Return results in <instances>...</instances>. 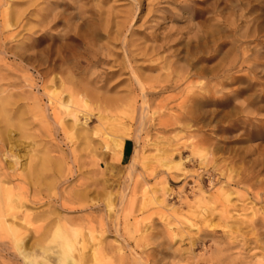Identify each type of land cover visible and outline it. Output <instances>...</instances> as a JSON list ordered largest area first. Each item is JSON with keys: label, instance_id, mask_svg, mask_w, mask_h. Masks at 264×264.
Listing matches in <instances>:
<instances>
[{"label": "rangeland", "instance_id": "374dc122", "mask_svg": "<svg viewBox=\"0 0 264 264\" xmlns=\"http://www.w3.org/2000/svg\"><path fill=\"white\" fill-rule=\"evenodd\" d=\"M0 166V264H264V0H0Z\"/></svg>", "mask_w": 264, "mask_h": 264}, {"label": "bare ground", "instance_id": "6f19581e", "mask_svg": "<svg viewBox=\"0 0 264 264\" xmlns=\"http://www.w3.org/2000/svg\"><path fill=\"white\" fill-rule=\"evenodd\" d=\"M80 96V95H79ZM81 98V96H80ZM70 100V99H68ZM3 102V101H2ZM61 102V101H60ZM3 104V103H2ZM63 105H65L64 103H61ZM68 102L66 103V106H64L66 109ZM70 107V105H69ZM69 109V108H68ZM67 109V110H68ZM4 116V115H3ZM52 121H55V115H53V117L51 118ZM21 125V124H20ZM9 140V139H8ZM2 144V143H1ZM1 152H4L3 150ZM49 153V152H48ZM7 157V156H6ZM3 163V162H1ZM15 163V162H14ZM34 163V162H33ZM35 164V163H34ZM39 165V164H38ZM41 166V165H40ZM43 166V165H42ZM41 166V168H42ZM10 167V166H9ZM26 167V166H25ZM45 168V166H44ZM0 169L2 170V167L0 166ZM39 169V168H37ZM41 171V170H39ZM41 175V173H40ZM27 176H28V180H30L31 182H34V177L35 176V170L32 167H29L27 169ZM4 177V175H3ZM24 178V177H23ZM6 180V179H5ZM34 192V191H33ZM7 197V196H6ZM15 197V196H14ZM15 199V198H13ZM38 199H34L33 201H37ZM9 202V200H7ZM19 203V202H18ZM13 204V203H12ZM20 205V204H19ZM7 206V205H6ZM66 207V206H65ZM6 208V207H5ZM14 209V208H13ZM10 211V210H9ZM8 211V212H9ZM13 212V210H12ZM14 213V212H13ZM12 214V213H11ZM17 216V215H16ZM6 217V216H5ZM21 217V216H20ZM15 218V217H14ZM17 218V217H16ZM46 219H49L48 216L46 217ZM56 219V218H55ZM10 220V219H9ZM13 220V219H12ZM28 220V219H27ZM52 220V219H51ZM23 222V221H22ZM43 222V221H42ZM46 222V220H45ZM52 222V221H51ZM56 226H55V230L52 231V233L50 234V231L47 232L49 235L45 236L44 241L39 242L37 240H34V247H31L29 249V251H25L24 248L23 249H19V253L22 255V260L23 264H80V261H82L83 257L81 255H74L75 257H73L70 253L71 251H73L74 249V240L78 241V238L76 237V233L77 231H74L71 228H63L61 229V232H59V226L56 223V221H54ZM73 222V221H72ZM44 223V222H43ZM43 225V224H42ZM10 226V225H9ZM8 227V226H7ZM53 227V226H52ZM10 228V227H9ZM8 228V230H9ZM6 229V228H5ZM11 229V228H10ZM19 229V228H18ZM38 229V228H37ZM12 230V229H11ZM14 230V229H13ZM27 230V229H26ZM25 230V231H26ZM43 230V229H42ZM45 230V227H44ZM10 231V230H9ZM30 231V230H29ZM40 231V229H39ZM70 231L71 234V238L68 237V233ZM36 231L33 230V233H35ZM20 235L22 236L23 234L20 233ZM40 236V235H39ZM38 236V237H39ZM37 238V237H36ZM35 238V239H36ZM34 239V238H33ZM19 242V241H18ZM16 244V243H15ZM32 245V244H31ZM16 246V245H15ZM17 247V246H16ZM58 247H62L65 251H64V255L61 257V259L58 257L59 254V250ZM4 251V249H1L0 251Z\"/></svg>", "mask_w": 264, "mask_h": 264}]
</instances>
